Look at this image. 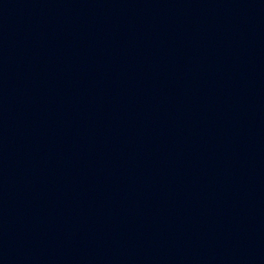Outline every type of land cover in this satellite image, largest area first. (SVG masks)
Wrapping results in <instances>:
<instances>
[{
    "label": "water",
    "instance_id": "obj_1",
    "mask_svg": "<svg viewBox=\"0 0 264 264\" xmlns=\"http://www.w3.org/2000/svg\"><path fill=\"white\" fill-rule=\"evenodd\" d=\"M0 264H264V0H0Z\"/></svg>",
    "mask_w": 264,
    "mask_h": 264
}]
</instances>
